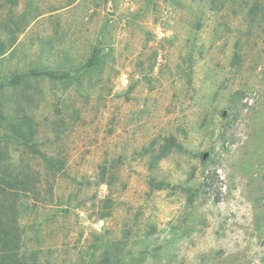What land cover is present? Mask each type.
Returning <instances> with one entry per match:
<instances>
[{
    "label": "rangeland",
    "instance_id": "374dc122",
    "mask_svg": "<svg viewBox=\"0 0 264 264\" xmlns=\"http://www.w3.org/2000/svg\"><path fill=\"white\" fill-rule=\"evenodd\" d=\"M256 4L0 0V76L69 75L0 93L51 160L23 157L35 185L20 196L24 251L39 250L40 264H264ZM14 149L3 158L17 162ZM150 181L191 188L194 200Z\"/></svg>",
    "mask_w": 264,
    "mask_h": 264
},
{
    "label": "trees",
    "instance_id": "16d2710c",
    "mask_svg": "<svg viewBox=\"0 0 264 264\" xmlns=\"http://www.w3.org/2000/svg\"><path fill=\"white\" fill-rule=\"evenodd\" d=\"M261 5L255 9L264 12V0H259ZM98 55L92 53L84 65L85 68H93L96 65ZM46 78L50 81H65L69 78L67 72H54L45 69L29 68L26 71L11 73L7 76H0V93L6 89H16L24 85L28 80ZM236 95V94H235ZM234 96V94H233ZM35 127L29 117H20L18 112L7 115L0 107V264H40V251H24L22 248V230L19 225V208L21 195H27L34 190V183L31 179L29 166L23 159L24 156L32 155L47 164L51 160L39 150L35 141ZM9 144L14 146V151L20 154L17 162L3 158L5 151H8ZM168 148L181 146L173 141L167 140ZM149 186L153 190L170 188L187 193L188 202L194 200V193L191 188L180 185L171 186L169 183L150 181ZM122 262V260H121ZM108 264V263H105ZM113 264H117L116 262Z\"/></svg>",
    "mask_w": 264,
    "mask_h": 264
},
{
    "label": "built area",
    "instance_id": "2783aa9c",
    "mask_svg": "<svg viewBox=\"0 0 264 264\" xmlns=\"http://www.w3.org/2000/svg\"><path fill=\"white\" fill-rule=\"evenodd\" d=\"M158 31H157V35H158V37H163L164 36V32H162L160 29H157ZM159 58H160V56H159ZM101 225H102V222H97L96 224H95V228L96 229H100L101 228Z\"/></svg>",
    "mask_w": 264,
    "mask_h": 264
}]
</instances>
